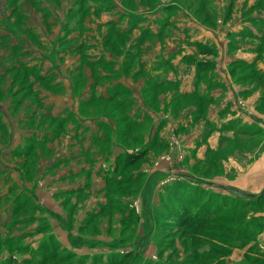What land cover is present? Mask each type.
<instances>
[{
    "label": "rangeland",
    "instance_id": "374dc122",
    "mask_svg": "<svg viewBox=\"0 0 264 264\" xmlns=\"http://www.w3.org/2000/svg\"><path fill=\"white\" fill-rule=\"evenodd\" d=\"M82 1L85 5H87L86 3L91 5L94 8L93 11L102 12L106 19H113L114 13L119 12L117 7L113 9L111 0ZM121 1L118 0L120 3ZM140 1H142V5L148 8L158 2V0ZM179 1L184 5H191L192 2L191 7L200 3V0ZM95 5H100L101 8L98 9ZM81 6L82 3L78 4L75 0H0V63L2 59L7 57V54L10 56V53H13L4 43L13 44L17 38L32 37V32L27 30V25L24 22L28 23V19L31 23L41 22L44 18L43 13L47 11L50 12L51 16L48 17V20L53 27L48 29L51 32L45 35V43L36 49L35 55L37 57H39L38 54L43 56L47 48L51 46L52 48L55 46L59 50L61 47L58 42L55 43V38L52 36V32L55 30L54 26L57 24L56 14L60 15V11L63 14H68L64 16V19L72 21L75 25H78L80 19L83 18L85 25L91 24L89 18L91 20L98 19L97 12L92 18L91 13L93 11L90 10V13L86 14L78 10ZM130 6L133 7L132 4ZM68 7L73 8V10H69ZM105 8H109V10H105ZM165 15L162 14V16ZM175 15L176 13L170 15L174 22L177 21ZM196 15L200 16L199 13ZM21 16L22 18L19 19ZM59 17L60 20H63L61 15ZM142 23H144L143 19H140L137 26L142 25ZM120 25L125 27L128 24L123 21ZM39 29L38 26L37 30ZM100 29L103 33L112 32L113 27L105 25ZM5 31L11 32V35L6 37L3 34ZM112 37L114 40L125 38L120 37L117 33H113ZM45 45L47 46L45 47ZM30 57L29 55L24 59L27 60ZM45 60V65L41 63L42 67L51 69L44 70L46 74L56 75L54 79L61 81L62 85L63 83L68 84L69 78L73 81L74 71L71 70L72 65H70L72 61L70 63L59 61L56 65L46 56ZM19 62L22 61L14 60L10 65ZM23 63L24 66L29 67L40 64L36 60ZM86 69L88 72L94 70L88 66ZM103 70L109 72L112 69L103 68ZM255 72V66H239L235 74H249L248 81L241 83V86L258 89L260 97L263 96L262 99H264V94L260 93V88L264 82L256 77ZM23 74L26 72L20 67L19 70L8 72V78L0 79V90L3 88L5 92L4 96H0V107H2V103L6 105L10 99L7 89L10 83L8 82L13 80V85H10L14 88L17 85L27 84L21 78H17L18 76L22 77ZM84 79L80 86L85 84ZM108 83L111 84L112 82ZM23 89L21 88V90ZM79 89L81 90V88ZM46 91L49 97H55L56 94H59L60 100L68 102L71 99L73 102L69 96L68 88L65 91L67 96L63 95L64 88L56 92L47 87ZM163 91L164 88H161L148 94V101L153 107L159 108L161 106L160 99L163 97ZM119 96L123 101H129L126 91ZM84 99L87 100V97L84 96ZM25 100H29V96ZM90 103L92 104L89 108L83 109L81 107L80 113L86 116L95 113L106 114L111 117L112 123H114L112 128L115 127L123 139L129 124L123 118V108L109 102L91 101ZM179 104L180 101L175 102L173 106L169 104V109L180 113L191 108H185L187 102L182 105ZM13 105L15 111L17 107L25 106V104ZM192 107L194 110L197 109L195 105ZM25 108L29 110L31 106H25ZM13 109L10 111L12 112ZM63 110L64 108L55 106L57 113ZM2 112L7 114V111ZM3 113H0V124H3ZM7 116L9 117V115ZM27 119L29 120L31 117H27ZM37 119L36 121H28V130L50 131L49 126L52 125L55 131L57 129V136L53 141L33 144L30 139H25L19 145L20 149L22 148L23 152H26L21 156H15L16 151L10 152V156H2L4 151L8 152V149H13L20 142L17 135L13 137L11 146L7 147V144L5 147H0V264H264V192L252 196L240 189L228 191L229 187H225L238 183L239 175L247 170L246 168L252 165L256 161L255 158L261 154L255 152V145L259 144L258 139L237 137L231 143L225 144L221 148V153H205V160L198 163L194 169L193 178L196 182L186 181L185 183L196 188L187 185H175V181H172L176 179L174 174L177 172L174 165H171L172 171L169 176L164 178L157 179L147 175H139L138 181L132 180L126 184H122L121 181H110L109 183L102 177L117 172L115 169L117 163L113 166L102 163L104 155L109 153H96L99 144L96 143L97 138L95 136H89V139L85 138L87 142H93L90 150L85 151V144L79 140L80 134L76 137L70 133V131H75L72 129L78 128L80 130L77 132L80 133L85 125H95L98 132L101 133L100 137L106 140L109 137L108 130L111 129L109 123L73 122L71 127H64L68 133L62 132L58 136L59 127L56 126L59 124L57 122L52 121L50 123V120H46V118H40L38 121ZM215 120L216 123L220 122L218 118ZM144 124L146 126V123ZM11 127H15L13 123ZM69 127L71 130H68ZM137 127H141V125H132L129 129L138 133L140 141L124 142L127 149L131 150L129 151L131 156L136 151L149 153V151L146 152V147L151 148L155 144L141 133L142 128L137 129ZM169 132L170 139L179 135L174 131V128L170 129ZM82 138L84 137L82 136ZM6 140L7 135L0 130V144ZM73 142L78 145H74ZM100 144L104 145V141ZM175 144L173 143L172 146L174 153L176 152ZM28 145H34V147L28 150ZM242 145L248 146L249 149L247 151L242 149ZM230 151L231 153H226ZM12 153L14 156L11 157ZM125 153L123 151L118 154L121 159L120 166L125 164L126 157H128ZM157 153L159 156L155 160L160 159L163 155L160 149ZM183 154L175 153L170 161L172 159L178 161ZM79 156L82 159H79ZM67 158L70 161L66 163V167L58 168L55 172L56 177L70 168L85 169V172L64 180L58 185L52 182L53 179L49 176L50 174L46 175V173L40 172V175H43L41 181L47 185V189L43 187L41 189L42 202L51 208L46 206L44 210L37 204L39 202L37 194L40 190L38 187H30L32 184L30 181L35 177V162L42 169H46L48 166ZM21 159L24 160V163L23 166H20V174L19 172L13 174L12 165L14 163L17 165L18 160ZM109 160L110 162L114 161V159ZM260 162L264 165V160L260 159ZM138 163H135L134 167L126 171L124 175L133 174V171L140 169ZM187 168L192 171L191 164H187ZM235 168H238V171ZM23 170L27 171L28 176ZM22 174H25V180H23ZM84 182L89 183L88 187L84 185ZM104 182L105 186L102 188ZM213 182L217 183V187H212L213 184L210 183ZM50 184H54L51 190L48 188ZM77 184H83V187H86L82 188L81 194L71 191L67 194L61 193L59 197L51 195L54 189H68ZM111 192L118 193L119 199L124 198L123 203L127 204V207L119 206V202H114L112 205L111 203L110 205L107 204L109 199L114 200L115 195H110ZM101 202L102 204H100ZM67 209L69 210L68 214H66ZM130 209H132L131 213L129 212ZM193 214L197 217L192 218ZM58 220L65 222H58Z\"/></svg>",
    "mask_w": 264,
    "mask_h": 264
},
{
    "label": "crops",
    "instance_id": "0c3cea01",
    "mask_svg": "<svg viewBox=\"0 0 264 264\" xmlns=\"http://www.w3.org/2000/svg\"><path fill=\"white\" fill-rule=\"evenodd\" d=\"M111 1L113 2V9L117 7L119 10V12L114 13V18L106 19L102 12L93 11L94 8L90 5L87 14L90 13V10L93 11L91 17L94 18V13L97 12L98 19L91 20L89 18L91 24L87 26H92L93 28H96L97 25L100 28L113 24L119 26L123 21H126L127 26H129L132 22H138L143 19L144 23L140 27L133 28L132 36H143L141 37L143 40L139 41L141 43L140 48L144 46L142 48L144 52H139V55L135 56L132 66L133 70L130 71L131 77L128 76V80H125L124 83L131 90L132 88L134 89L141 102L142 99L146 102L149 100L148 94L150 92L164 88L163 97L160 99L161 113L159 114L157 108L152 105H145V109L153 115V118L137 123L141 125L137 129L142 128L141 133L145 137L150 138L152 142H157L151 148L146 147V152L149 151V153H144V156L139 160L142 165L141 175L157 179L164 178L169 176L172 171L171 165H174L177 169L174 174L176 179L172 180L175 181V185H187L196 188L185 183L186 181L196 182L193 178L195 175L194 169L198 163L205 160V153H221V148L225 144L236 140L237 137L250 138L252 140L256 138L259 140V144L255 145V152L261 154L255 158L256 161L252 165L246 168L247 170H244L239 175L238 183L226 185L225 187H229L228 191L230 189H240L245 191L247 195L252 196L263 193L264 165L261 164L260 159L264 160V99H262L263 96L262 98L260 97L258 89H249L241 86V83L248 81L249 74H235V71L239 66H255L256 77L264 82V0H202L204 1L203 4L200 0V3L193 7H191V1V5H184L179 0H159L160 2H157L154 6L148 5L149 8L142 5L140 0H122L121 3L118 0ZM166 1L169 2L165 3ZM95 7L101 8L100 5H95ZM105 10H109V8H105ZM161 13L166 15L162 16ZM173 13H176V22L170 18ZM197 13L200 16H197ZM60 15L63 20H60ZM60 15L56 14L57 24L54 26L53 38L59 37L58 31L62 29L60 24L66 21L64 19L66 14L60 11ZM143 29H146L145 33H143ZM136 48H138L137 44ZM105 58L107 60L115 58V55L107 53ZM122 58L119 57L117 62H121ZM139 68H141L140 73L134 72ZM145 73L152 74L155 83L158 85L144 89V80L142 78ZM104 74L107 75L109 73ZM194 79L197 81L196 86L193 83ZM63 85V95L67 96L65 91L68 88L69 96H71L70 98L73 99V102L71 99L68 102L60 100V95L56 94L55 97H49L55 106L61 109L64 108L63 111L72 112L74 115L73 122H107L111 128L108 130L109 137L106 140L100 137L101 133L98 132L95 125H85L80 133L77 132L80 129H72L75 130L70 131L73 136L78 137L77 135L80 134L79 140L82 144H85V151L88 150V147L91 148L93 143L87 142L85 138L95 136L97 138V141H95L99 144L96 153H109L104 155L102 160V163H107V166H113V164L117 163L118 154L123 151L126 152L127 156H131L129 153L131 150L127 149L124 142L140 141L138 133L129 129V133L124 134L122 139L117 129L115 127L112 128L113 120L111 117L98 113L89 114L88 116L81 114L80 108H89L92 103L85 102L84 96L80 97L79 100L77 96H72L73 90H70L69 83H63ZM103 92L104 90H101V93ZM260 93L264 94V84L260 88ZM177 101H180L179 105L187 102L188 104L185 108H191L187 109L186 112L182 111L180 113L170 110L169 104L173 106ZM194 105L197 107L195 110H198L199 106H206L215 114L210 119L204 115L194 119V107H192ZM216 118L220 120L217 124ZM183 119L187 122H184ZM181 120L183 125L180 124ZM144 123H146V126ZM221 125L224 128L223 130L218 129ZM212 126L216 130H211ZM70 127L69 129L71 130ZM173 128L176 133H179L176 137L177 139L179 138L183 147L181 152L184 153L178 161L174 159L170 161L173 158L172 156H175V153L179 154L180 152V147H174L176 150L174 153L173 148L168 144L171 140L169 131ZM83 129L85 130L83 131ZM102 141H104V145L100 144ZM73 143L78 145L75 142ZM158 149L161 150L163 155L160 159L155 160L159 156V153H157ZM242 149L247 151L249 148L246 145H242ZM93 150H95L94 145ZM226 153H231V151ZM56 158L58 160V155ZM79 159H82L81 156H79ZM109 159H114V161L110 162ZM69 161V158L62 159L46 169L38 168V165L35 167V177L30 181L32 183L30 187H38V190H40L37 194L39 202H36L44 210L47 205L45 206L42 202L41 189H47V185H44L41 181L43 175H40V172H43L42 174L46 173V175L50 174L49 176L53 179L52 182H55L54 184L56 185L85 172V169L76 170L70 168L62 175L56 177L55 172H57L58 168L66 167V163ZM187 164H191L192 171L188 170ZM132 167L134 166H131L128 170L132 169ZM235 169L238 171V168ZM113 174L114 172H112ZM112 175H103L102 178L109 183L110 181H116L113 180ZM133 177H137L136 174ZM54 184H50L48 188L51 190ZM210 184H213L212 187H217L216 182ZM84 185L88 187L89 183ZM84 185L77 184L68 189L57 188L54 189L51 195L59 197L61 193L67 194L71 191L81 194L82 188H86L83 187ZM104 186L105 182L102 188ZM110 195H115L113 197L114 200L109 199L111 205L114 202H119V206L127 207V204L123 203L124 198H118V193L111 192ZM59 202L61 204V199ZM47 207L51 209L49 206ZM131 210L129 211L130 213L132 212ZM68 212L69 210L67 209L66 214ZM61 221L65 222L64 220H58V222Z\"/></svg>",
    "mask_w": 264,
    "mask_h": 264
},
{
    "label": "flooded vegetation",
    "instance_id": "af4514ba",
    "mask_svg": "<svg viewBox=\"0 0 264 264\" xmlns=\"http://www.w3.org/2000/svg\"><path fill=\"white\" fill-rule=\"evenodd\" d=\"M169 1H166L165 3H168ZM28 23L31 24V27H33L32 24H34L33 27V31H32V37L29 38H17L16 41H14L13 44H9L8 42H5L4 45L8 47L9 50H18V53H10L7 54V57L5 59H2L1 63H0V79H6L8 78V70L10 69V63L15 61H22L19 63H15V66H19L20 64H22L23 62H31V61H35L40 63V64H34L33 66H35L34 70L31 71V74L28 76V79H30L31 82V86L32 89H34V93L33 94H22L23 92L27 91V88L24 87L23 90H21L20 88V92L18 93V95L16 97H14L11 93H10V89H8V87L10 86V84H8L7 89H8V97L10 96V99L8 100V102H6V105H4L2 103V107H0V113H3L2 111H7V114L3 113L4 116V120H3V125L5 126V129L2 130L5 132V135H7V140L6 142H3L0 144V147H5L7 144L9 146H11L12 143V139L15 135H17V137H19L20 142L18 144H16V146L13 149H8L7 151H4L3 155H9L10 152H15L16 154L15 156H21L23 153L25 154L26 152H23V149L19 147L20 144H22V142L25 139H30L33 144H36L38 142H45V141H53L56 136H57V129L55 131V128L52 127V125L49 126V130H28V121H37L41 118L44 119L46 118V120H50V123L52 121L57 122L59 125H57L56 127H59V133L58 136L64 132V133H68L66 132L67 129H64V127H68L69 125L72 126L73 123V119H74V115L72 112L70 111H62L61 113H57L55 111V104L53 101H50L49 96H48V89L53 90V91H60L64 88V85H62L61 81H58L54 78H56V75H51V74H46L44 70H51V69H45L42 67V64L45 65V56L46 58H48L49 60H51L53 63H55L57 65V63L59 61H66L67 63H71L70 65H72L71 70L74 71L73 76L74 79L76 80L75 83L76 85H78V88H81V90L79 89V91L75 90V85H74V79L73 81L69 78V88L70 90H73V95L72 96H77V99L79 100L80 97L85 96L87 97V100L84 99L85 102H88L90 100H92L93 98H100V95L103 93H112V100H114L116 102V96L117 99L120 102L118 103V106L123 108L124 111V120H126L129 124H136L139 122H143L146 121L148 119H152L153 115L150 114V112L148 110L145 109V105L149 106L151 105V103L149 101H145L146 104L142 101H139L137 94L134 92V89L132 88V90L130 88H128L126 86V84L124 83L125 80H128V76L131 77L130 75V71L133 70L132 66L130 67V70H124L123 69V62L125 63L126 60H124L122 58L121 62H117V60H119V57H123V54H119L118 52L115 55V58H110V59H106L105 55L107 53L109 54H113L111 51H107L103 48V46L100 45L95 41L96 39H99V36H101L103 34L102 29H100V27L97 25L96 28H93L92 26H87L85 25V21L83 23V25L81 27H77L74 26L72 27L70 30L71 34L73 37H69L70 35H60L58 38H55V43L58 42V45L61 47L59 50L54 46L52 48V46L50 48H47V51L44 52V55H39V57H37L35 55L36 53V49L40 48L44 45L45 43V35L49 34L51 32L48 31V29H50L51 27H53L52 25H49L43 21L41 22H35V23H31L30 20L28 19ZM28 24V25H29ZM43 25V26H42ZM39 26V30L38 29ZM128 27H132V28H136V27H140L137 26V21L132 22ZM78 28V29H77ZM6 29V28H5ZM76 29V30H75ZM8 30V29H6ZM29 32H31L30 30H28ZM133 31V30H132ZM132 31L130 32L129 35H127L125 37V35H121V37H125L122 38V40L117 41V43L119 44V48L122 49L126 48V50L128 51L127 57L134 62V58L136 55H139V52H144L142 51V48H144V46H142V48H140V41L143 40V36L141 37H134L132 36ZM146 30L143 29V33H145ZM35 33V34H34ZM79 33H83L81 34L82 37L85 36V45L84 48L82 50V52L80 53V50H72L73 47L72 44L73 42L78 39ZM4 35H6V37H8L9 35H11V32L9 31H5V33H3ZM54 34V31L52 32V35ZM65 36V37H64ZM76 36V37H74ZM92 39V40H91ZM140 40V41H139ZM139 41V43H138ZM136 44L138 46V48H136ZM47 45H45L46 47ZM12 47V48H11ZM136 51V52H134ZM31 56L29 59L25 60L24 58H27V56ZM42 63V64H41ZM105 63V64H104ZM4 65V66H3ZM24 65V63L22 64ZM105 65H109V67H106ZM3 66V67H2ZM86 66L94 69L93 71L89 70V72L86 69ZM25 67H29V66H25ZM103 68H110L112 69L111 71L107 72L106 70H103ZM76 69V70H75ZM127 71V72H126ZM135 72V71H134ZM90 73V74H89ZM104 73H109L107 74L108 77H106L107 75ZM38 75H43L44 79L46 80L47 84L46 85H42L40 83V80L37 79ZM50 75V76H49ZM83 78H85V84H82L80 86V83H82ZM144 80V85L143 87H147L148 88H153L156 85H158L157 83H155L154 80V76L150 73H145L143 78ZM26 80V78H25ZM53 80H56L55 82ZM8 82V81H6ZM54 82V83H53ZM108 82H112L111 84H109ZM196 80L194 79L193 83L196 86ZM10 83V82H8ZM53 83V84H52ZM60 84V85H58ZM23 85V84H21ZM21 85H17V86H21ZM16 86V87H17ZM58 86H60V88H57ZM101 90H104L103 93H101ZM1 93L0 95H3L2 93L5 94L4 89L1 88ZM124 91H126V95L129 98V101H123L122 99H120V94H122ZM21 95V96H20ZM29 96V100H25L26 97ZM7 97V98H8ZM12 98V101H11ZM26 101V102H25ZM13 104H18V105H24L25 106H31V109L27 110L24 107H17L16 111L15 108L13 109ZM116 105V104H115ZM13 109V111L11 112L10 110ZM157 110L159 111V114L161 113V108H157ZM195 114V118H198L200 115H204L205 117L208 116L209 119L212 118L214 116V112L209 109V107L206 106H201L200 108H198V110H194L193 111ZM9 115V117L7 116ZM14 115L13 117H10ZM27 117H31V119H27ZM44 117V118H43ZM122 118V119H123ZM193 119V120H194ZM115 121V118H114ZM184 122H187L185 119H183ZM183 121H180V124L183 125ZM14 124L15 127H11L12 123ZM16 123V124H15ZM217 124V123H216ZM112 125H114V123H112ZM110 127V126H109ZM221 127V128H219ZM218 129L219 130H223L224 128L221 126H219ZM37 129H40L38 127H36ZM26 129V130H25ZM54 129V130H53ZM70 130V129H68ZM85 129H83L84 131ZM211 130H216L213 126L211 127ZM82 131V132H83ZM209 132V131H208ZM176 136V135H175ZM172 141H169V145L170 147L173 146V143H176L175 146L176 147H180V152L182 153L181 150L183 151V147L182 144L179 141V138L177 139V137H172L171 139ZM157 142H155L156 144ZM31 147V148H30ZM34 147V145L29 146L28 145V150H31ZM88 147V150L89 151ZM6 149V148H5ZM95 150H93L94 152ZM137 153V151L135 152ZM10 156V155H9ZM14 156V154L12 153L11 157ZM181 158V157H180ZM24 160H18V164L16 165L15 163L12 165L13 166V174L18 173L20 174V166H23ZM10 164V163H9ZM19 166V167H18ZM37 166L36 162H35V167ZM35 167H34V172H35ZM41 168V166H38V168ZM7 170V168H6ZM26 173L27 176V171L23 170ZM23 176V180H25V174H22ZM10 179V178H9ZM13 179V178H12ZM34 179V177H33ZM32 179V180H33ZM14 180V179H13ZM16 184V182H15ZM8 191V190H6Z\"/></svg>",
    "mask_w": 264,
    "mask_h": 264
},
{
    "label": "trees",
    "instance_id": "16d2710c",
    "mask_svg": "<svg viewBox=\"0 0 264 264\" xmlns=\"http://www.w3.org/2000/svg\"><path fill=\"white\" fill-rule=\"evenodd\" d=\"M82 0H75V2L76 3H82V6L81 7H79L78 8V10H81L83 13H86L87 14V10L90 8V5L89 6H87L88 5V3H86L87 5H85V3H84V1H82ZM86 1V0H85ZM202 1V0H201ZM87 2V1H86ZM160 1L158 0V3H159ZM202 4L204 3V1H202L201 2ZM75 9V8H74ZM69 10H73V8H70ZM32 13V12H31ZM31 13H29V14H31ZM43 15H44V18L42 19V21L43 22H45V23H47L48 25H49V27H50V22H49V20H48V17L49 16H51L50 15V12L49 11H47V12H44L43 13ZM66 15H68V14H66ZM24 16H26L25 14H24ZM22 18V16L21 17H19V19H21ZM84 21H85V19L83 18V19H80V21L78 22V25H77V27H81L82 25H83V23H84ZM27 26H26V28H27V30H34L33 29V27H34V24H32L33 25V27H31V25H28V23H26V22H24ZM61 25V30H59L58 31V35L60 36H62V35H65V36H67V35H70L71 34V28L72 27H74V26H76L75 24H73V22L72 21H65L63 24H60ZM112 27H113V29H112V32H110V31H108V32H104L101 36H99V39H96L95 41L100 45V42H101V45L103 46V48L105 49V50H107V51H111L112 53H113V55H116V53L118 52V55L120 54H123V59L124 60H126L125 61V63L123 62V69L124 70H130V67L132 66V64H133V61H131L128 57H127V54H128V51L126 50V48H123L122 47V49H120L119 48V44L117 43V41H119V40H114L113 39V33H117V35H119L120 37H121V35H129L130 34V32L133 30V28L132 27H123V26H121V25H116V24H113V25H111ZM78 29V28H77ZM76 30V29H75ZM144 30H146V29H144ZM31 31V32H32ZM35 34V33H34ZM81 34H83V33H79V38L78 39H76L74 42H73V44H72V46L71 47H73L74 45V47L72 48V50L74 51V50H80V53L82 52V50H83V48H84V45H85V42H84V40H85V36L84 37H82V35ZM64 36V37H65ZM71 37H73V36H71ZM74 37H76V36H74ZM60 38V37H59ZM92 40V39H91ZM12 48V47H11ZM13 53H18V50H13ZM23 64V63H22ZM22 64H20L18 67L17 66H15V65H10V69L8 70V72H12V71H14V70H19V68L21 67V68H23L24 70H25V72H26V74H23L22 75V77H17V78H21L24 82H27V84H24V85H21V86H17V87H11V85H13L12 83H13V80H11L10 81V86L8 87V89H10V93L14 96V97H16L17 95H18V93L21 91L20 90V88H24V87H26L27 88V91H25V92H23L22 94H33L34 93V89H32V84H31V82L32 81H30V79H28V76L31 74V71L32 70H34L35 68V66H30V67H25L24 65H22ZM105 64V63H104ZM106 67H109V65H105ZM76 70V69H75ZM135 72H137V73H140L141 72V68H139L137 71H135ZM30 73V74H29ZM25 78H26V80H25ZM77 78V77H76ZM75 78V79H76ZM37 79L38 80H40V83L44 86V85H46L47 84V82H46V80L44 79V76L43 75H38L37 76ZM74 79V85H75V90H77V91H79V88H78V85H76V83H75V80ZM57 88H60V86H58ZM146 88V87H145ZM144 88V89H145ZM0 93H1V91H0ZM3 95H0V96H4V93H2ZM112 96H113V94L111 93H108V92H106V93H103V94H101L100 95V98L99 97H97V98H93L92 100H90V101H88V103H90L91 101H97V102H103V103H105V102H109V103H113V104H116V105H118V103L117 102H120L118 99H117V97L118 96H116V102L114 101V100H112ZM142 101L146 104V102L142 99ZM137 124V123H136ZM132 125H135V124H128L127 126H128V129L124 132V134H127V133H129V127H131ZM138 125V124H137ZM5 129V126L3 125V124H0V130H4ZM122 133H123V131H121ZM29 146H31V145H29ZM31 148V147H30ZM133 156V157H132ZM132 156H128V157H126V161H125V164L123 165V166H120V161H121V159L119 158L118 159V162H117V165H116V168L115 169H117V172H114L115 174H113L112 175V178H113V180H116V181H121L122 182V184H126V183H128L129 182V180H136V181H138L139 179L137 178L139 175H141V162H139V160L144 156V153H142V151H138L137 153H135L134 152V155H132ZM139 162V163H138ZM135 163H138V165L140 166V169H137V170H135V171H133V174H131V173H129L128 175H124V174H126V171L128 170V168H130L131 166H133ZM134 174H136V176L137 177H133L134 176ZM28 176V175H27ZM108 204H110V202H108ZM115 206V205H114ZM196 214V213H195ZM195 214H193L194 216H192V218H195V217H197V215H195ZM188 218V217H187ZM187 218H185V219H187Z\"/></svg>",
    "mask_w": 264,
    "mask_h": 264
}]
</instances>
